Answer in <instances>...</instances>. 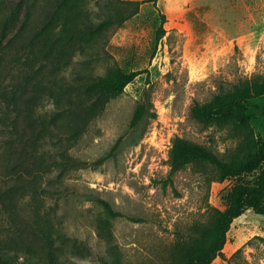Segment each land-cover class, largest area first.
Segmentation results:
<instances>
[{"label":"rangeland","instance_id":"1","mask_svg":"<svg viewBox=\"0 0 264 264\" xmlns=\"http://www.w3.org/2000/svg\"><path fill=\"white\" fill-rule=\"evenodd\" d=\"M17 1V20L3 37L0 32L5 55L0 87L17 74L26 40L62 2L0 0V30ZM122 1L139 3L117 24L113 7L131 8ZM160 14L165 32L155 45ZM75 33L71 51L60 54L57 66L39 67L32 75L40 93L15 135L0 132V188L16 187V222L28 233L30 191L20 187L36 180L65 264L111 259L109 246L97 237L96 221L103 214L93 195L121 213L110 219L121 264H167L177 235L205 222L208 207L223 210L233 185L253 181L251 174L214 181L213 169L191 166L169 179L167 155L174 136L223 159L240 153L245 134L243 140L230 126L203 127L189 117V108L264 74V0H85ZM115 64L142 72L121 94L100 93L95 114L86 121L80 103L86 79L103 77ZM143 89L155 116L131 128ZM33 95L34 89H27L25 100ZM248 113L254 141H264V96L250 101ZM221 253L210 264H264V215L247 209L235 218Z\"/></svg>","mask_w":264,"mask_h":264},{"label":"trees","instance_id":"2","mask_svg":"<svg viewBox=\"0 0 264 264\" xmlns=\"http://www.w3.org/2000/svg\"><path fill=\"white\" fill-rule=\"evenodd\" d=\"M152 2L155 0H151ZM129 9L113 7L117 24L121 23L137 10L139 1H122ZM115 4V2H111ZM85 0H62L52 15L47 17L43 26L26 40L25 51L16 66L17 74L9 83L0 87V132L12 137L15 135L19 120L24 111H33L35 96L40 92L32 84V75L40 67L58 65L61 53L71 51L77 25ZM21 2L13 4L9 13L1 22V36L15 23L19 16ZM124 10V11H123ZM155 30L154 44L164 35L162 23L164 15ZM109 20V19H108ZM111 20V19H110ZM108 22L107 20L104 21ZM103 23V24H104ZM99 26L98 31L102 28ZM5 61L4 52H0V66ZM142 71H124L116 64L103 77H90L85 82V94L81 101L85 120L89 121L98 107V95L102 92L114 97L123 92ZM36 76V75H35ZM34 89L31 100H25L27 89ZM264 96V74L235 83L231 89L213 94L205 102L193 101L189 108V117L203 127L218 125L230 126L232 130L246 136V142L239 154L219 157L206 146L189 139L174 136L168 151V173L171 177L188 166L197 171L214 170L213 180L223 181L244 175H253L249 183H236L227 193V205L223 210L215 207L206 209L207 220L193 223L185 235H177L171 251V260L167 264H210L221 255L226 234L231 222L245 210L264 215V141L256 142L252 136L248 107L252 99ZM155 112L147 89H143L132 112L129 126L136 128L147 118H154ZM36 180L25 182L21 189L30 191L28 203L31 206V218L28 233L16 222V187L0 188V264H65L60 260L61 245L57 241V232L53 228L50 212L43 211L46 195H41ZM92 200L100 207L103 216L96 221L97 237L108 248L110 261L105 264H121L119 247L113 243L111 218L121 216L103 198L93 195ZM131 220H135L130 218ZM36 243L40 244V247Z\"/></svg>","mask_w":264,"mask_h":264}]
</instances>
